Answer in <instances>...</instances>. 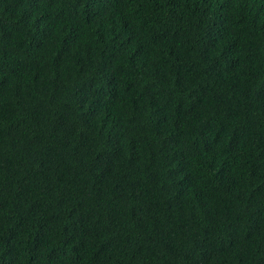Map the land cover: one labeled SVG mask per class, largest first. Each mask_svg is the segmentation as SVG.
<instances>
[{
  "label": "trees",
  "instance_id": "1",
  "mask_svg": "<svg viewBox=\"0 0 264 264\" xmlns=\"http://www.w3.org/2000/svg\"><path fill=\"white\" fill-rule=\"evenodd\" d=\"M0 264H264V0H0Z\"/></svg>",
  "mask_w": 264,
  "mask_h": 264
}]
</instances>
